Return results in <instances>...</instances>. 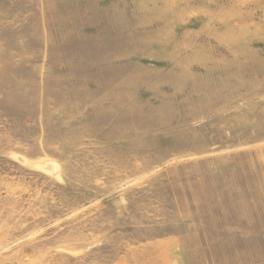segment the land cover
<instances>
[{
	"label": "rangeland",
	"instance_id": "374dc122",
	"mask_svg": "<svg viewBox=\"0 0 264 264\" xmlns=\"http://www.w3.org/2000/svg\"><path fill=\"white\" fill-rule=\"evenodd\" d=\"M0 264H264V0H0Z\"/></svg>",
	"mask_w": 264,
	"mask_h": 264
}]
</instances>
